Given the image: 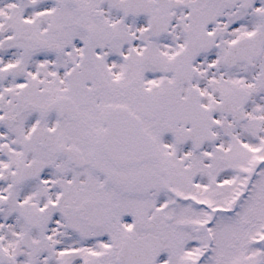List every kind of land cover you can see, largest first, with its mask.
I'll return each mask as SVG.
<instances>
[{
  "label": "snow or ice",
  "instance_id": "1",
  "mask_svg": "<svg viewBox=\"0 0 264 264\" xmlns=\"http://www.w3.org/2000/svg\"><path fill=\"white\" fill-rule=\"evenodd\" d=\"M0 264H264V0H0Z\"/></svg>",
  "mask_w": 264,
  "mask_h": 264
}]
</instances>
